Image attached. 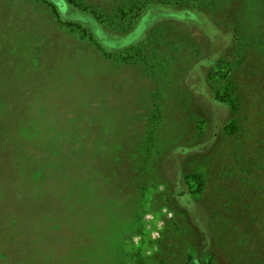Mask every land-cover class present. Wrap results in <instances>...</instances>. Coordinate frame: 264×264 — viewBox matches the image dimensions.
I'll list each match as a JSON object with an SVG mask.
<instances>
[{
	"label": "rangeland",
	"instance_id": "rangeland-1",
	"mask_svg": "<svg viewBox=\"0 0 264 264\" xmlns=\"http://www.w3.org/2000/svg\"><path fill=\"white\" fill-rule=\"evenodd\" d=\"M0 264H264V0H0Z\"/></svg>",
	"mask_w": 264,
	"mask_h": 264
}]
</instances>
